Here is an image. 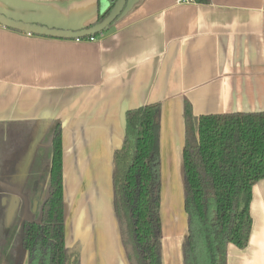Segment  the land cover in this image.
Masks as SVG:
<instances>
[{
  "label": "crops",
  "instance_id": "1",
  "mask_svg": "<svg viewBox=\"0 0 264 264\" xmlns=\"http://www.w3.org/2000/svg\"><path fill=\"white\" fill-rule=\"evenodd\" d=\"M105 3L0 0V11L78 29L93 24ZM94 37L0 26V177L10 181L2 186L13 196L42 187L59 124L66 246L79 250L80 264H131L114 209L112 153L123 114L159 102L161 261L183 264L184 102L196 119L264 111V0H128ZM249 214L248 243L229 244L227 264H264V178L252 186Z\"/></svg>",
  "mask_w": 264,
  "mask_h": 264
},
{
  "label": "trees",
  "instance_id": "2",
  "mask_svg": "<svg viewBox=\"0 0 264 264\" xmlns=\"http://www.w3.org/2000/svg\"><path fill=\"white\" fill-rule=\"evenodd\" d=\"M111 6L99 11L96 22ZM183 118L187 235L182 263L227 264V246L241 249L248 243L251 190L264 178V111L211 113L196 119L185 101ZM159 121V102L126 111L123 138L112 153L114 209L121 232L126 226L123 243L131 245L136 264H162ZM61 138L56 124L45 193L36 216L22 224L27 264H80L79 250L65 243Z\"/></svg>",
  "mask_w": 264,
  "mask_h": 264
},
{
  "label": "flooded vegetation",
  "instance_id": "3",
  "mask_svg": "<svg viewBox=\"0 0 264 264\" xmlns=\"http://www.w3.org/2000/svg\"><path fill=\"white\" fill-rule=\"evenodd\" d=\"M46 170L48 173V168ZM46 175L48 176V174ZM46 180H41L40 183L41 185L43 184L42 187L38 185L39 188L36 185L34 192L32 188L30 189L31 193L29 194L28 189H24L27 191H22L21 189L19 195L13 196L11 190L8 191V188L2 186V184H10L9 179L0 177V226L4 227L6 230L9 228L8 237L6 238L4 245H1L0 247V261L4 259L6 249H9L10 253L13 252L17 254L19 264H27L26 255L21 248L22 224L24 221L33 219L36 216L40 200L45 193ZM26 183L28 185V181ZM9 210H13L16 213L14 220L11 222L6 221V213L9 212ZM128 257L130 258V255ZM12 261L11 258L9 262L13 264Z\"/></svg>",
  "mask_w": 264,
  "mask_h": 264
},
{
  "label": "water",
  "instance_id": "4",
  "mask_svg": "<svg viewBox=\"0 0 264 264\" xmlns=\"http://www.w3.org/2000/svg\"><path fill=\"white\" fill-rule=\"evenodd\" d=\"M107 6L101 11L105 10L110 3L112 6L110 7L106 16L99 22H94L93 24L82 27L78 29H70V28H62L49 26L44 23H40L33 20H26L20 18L11 17L0 11V26L12 29L18 32H22L29 35L36 36H44L58 39H82L90 36H95L103 31H105L124 11L126 3L128 0H104ZM124 122V114L122 116ZM181 177L183 184V171L181 166ZM154 193H156V188L154 189ZM122 238L124 241L127 239L126 235V226H122ZM126 253L130 255L131 264H136L135 259L132 255V247L130 244H126L125 246Z\"/></svg>",
  "mask_w": 264,
  "mask_h": 264
},
{
  "label": "rangeland",
  "instance_id": "5",
  "mask_svg": "<svg viewBox=\"0 0 264 264\" xmlns=\"http://www.w3.org/2000/svg\"><path fill=\"white\" fill-rule=\"evenodd\" d=\"M48 138L49 137L46 136L45 141L48 140ZM50 140H51V137H50ZM49 148H51V146ZM24 182H25V180H24ZM28 208L30 209L29 206H28ZM15 215H16V213L13 210L12 211L9 210V212L6 213V221L7 222L13 221ZM8 233H9V228L6 230L4 227L0 226V247H1V245H4V242H5L6 238L8 237ZM10 255H12V256H10ZM5 257H6V259H5ZM10 257L13 260L12 261L13 264H19L17 254H15L13 252L10 253L9 249H6L4 259H2V261H0V264H11V262H9L11 260Z\"/></svg>",
  "mask_w": 264,
  "mask_h": 264
},
{
  "label": "built area",
  "instance_id": "6",
  "mask_svg": "<svg viewBox=\"0 0 264 264\" xmlns=\"http://www.w3.org/2000/svg\"><path fill=\"white\" fill-rule=\"evenodd\" d=\"M176 3H191V2H196V0H175ZM83 39H89V40H94L95 37L94 36H90L87 38H82V39H76V40H83Z\"/></svg>",
  "mask_w": 264,
  "mask_h": 264
}]
</instances>
